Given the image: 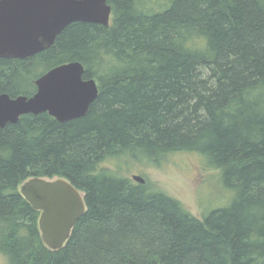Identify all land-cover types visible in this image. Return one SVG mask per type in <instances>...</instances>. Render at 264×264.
<instances>
[{"label":"trees","instance_id":"16d2710c","mask_svg":"<svg viewBox=\"0 0 264 264\" xmlns=\"http://www.w3.org/2000/svg\"><path fill=\"white\" fill-rule=\"evenodd\" d=\"M109 1V26L74 22L34 56L0 58V93L31 94L42 70L73 60L99 86L81 118L27 114L0 128L7 264H264V0ZM174 152L220 169L232 205L198 218L111 164ZM32 176L85 194L59 249L20 193Z\"/></svg>","mask_w":264,"mask_h":264},{"label":"water","instance_id":"95a60500","mask_svg":"<svg viewBox=\"0 0 264 264\" xmlns=\"http://www.w3.org/2000/svg\"><path fill=\"white\" fill-rule=\"evenodd\" d=\"M108 0H0V58H26L51 47L74 22L111 24ZM80 61L58 65L36 80L31 96L0 94V128L24 114L48 112L60 122L85 116L99 95L94 78L84 79ZM144 184L145 178L134 174ZM21 193L40 210L39 227L46 245L59 249L86 212L84 194L66 178L28 179ZM1 230V225H0Z\"/></svg>","mask_w":264,"mask_h":264},{"label":"rangeland","instance_id":"374dc122","mask_svg":"<svg viewBox=\"0 0 264 264\" xmlns=\"http://www.w3.org/2000/svg\"><path fill=\"white\" fill-rule=\"evenodd\" d=\"M202 161L206 162L205 158L196 152H174L159 163L140 160L128 164L121 158L118 165H123L122 170L111 164L124 176H143L144 185L179 200L194 216L203 219L215 209L231 206L235 193L224 184L220 169H208ZM0 264H7L1 252Z\"/></svg>","mask_w":264,"mask_h":264},{"label":"flooded vegetation","instance_id":"af4514ba","mask_svg":"<svg viewBox=\"0 0 264 264\" xmlns=\"http://www.w3.org/2000/svg\"><path fill=\"white\" fill-rule=\"evenodd\" d=\"M108 2L110 3V1L108 0ZM111 4V3H110ZM112 6V5H111ZM112 13H113V8H112ZM112 13H111V23H112ZM50 48V47H49ZM48 49V48H47ZM46 50V49H45ZM44 51V50H43ZM42 52V51H41ZM39 53V52H38ZM38 53H36V54H38ZM36 54H34V55H36ZM34 55H32V56H34ZM30 57V56H29ZM26 58H28V57H26ZM26 58H17V59H26ZM8 59H16V58H8ZM73 61H78V60H73ZM68 62H71V61H67V62H63V63H68ZM63 63H59V64H57V65H54V66H52V67H50V68H48V69H44V70H42L40 73H39V75L34 79V87H33V89L31 90L32 92H31V94H25V93H21V94H18V95H16V96H12V95H10L9 93H6V92H1V93H6V94H8V95H10V97H12V98H16V97H18V96H21V95H23V96H27V97H31V96H33L36 92H37V89H38V86H37V84H36V80L38 79V78H40L43 74H45L46 72H48L49 70H51L52 68H54V67H56V66H58V65H61V64H63ZM87 78H93V77H86V75H84V79H87ZM95 79V78H94ZM96 80V79H95ZM97 82V81H96ZM97 84H98V82H97ZM99 87V86H98ZM31 88H32V86H31ZM0 93V94H1ZM90 109V108H89ZM42 113H44V112H42ZM29 114H32V113H29ZM50 114V113H49ZM24 115H27V114H24ZM51 115V114H50ZM23 116V115H22ZM21 116V117H22ZM20 117V118H21ZM56 118V117H55ZM57 119V118H56ZM20 120V119H19ZM18 120V121H19ZM72 120H74V119H72ZM70 121V120H69ZM67 122V121H66ZM34 177H41V178H48V177H42V176H32V177H29L28 179H31V178H34ZM56 178H61V177H54V178H49V179H56ZM62 178H64V177H62ZM28 179H26L25 181H27ZM67 179V178H66ZM69 180V179H68ZM24 181V182H25ZM70 181V180H69ZM23 182V183H24ZM71 182V181H70ZM22 183V184H23ZM72 183V182H71ZM21 184V185H22ZM73 184V183H72ZM141 184V183H140ZM21 185H20V187H19V190H20V193H21ZM74 185V184H73ZM75 186V185H74ZM76 187V186H75ZM77 188V187H76ZM80 190V189H79ZM81 191V190H80ZM82 192V191H81ZM83 194H84V192H82ZM22 194V193H21ZM23 195V194H22ZM24 196V195H23ZM25 198V197H24ZM84 198H85V194H84ZM26 199V198H25ZM27 200V199H26ZM28 201V200H27ZM29 202V201H28ZM30 203V202H29ZM31 204V203H30ZM32 205V204H31ZM34 208V207H33ZM87 208V207H86ZM35 209V208H34ZM37 210V209H36ZM40 211V210H39ZM41 213V212H40ZM39 218H40V215H39ZM1 225V224H0ZM40 228V227H39Z\"/></svg>","mask_w":264,"mask_h":264},{"label":"bare ground","instance_id":"6f19581e","mask_svg":"<svg viewBox=\"0 0 264 264\" xmlns=\"http://www.w3.org/2000/svg\"><path fill=\"white\" fill-rule=\"evenodd\" d=\"M131 178H133V177H131ZM133 180H134V178H133ZM136 181V180H135ZM137 182V181H136ZM139 183V182H138ZM41 231V230H40ZM41 235H42V233H41ZM65 245V244H64Z\"/></svg>","mask_w":264,"mask_h":264}]
</instances>
